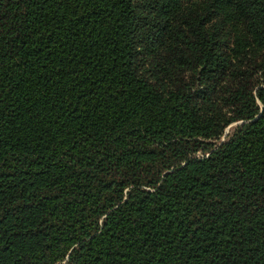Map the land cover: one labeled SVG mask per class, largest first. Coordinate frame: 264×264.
<instances>
[{"label": "trees", "instance_id": "obj_1", "mask_svg": "<svg viewBox=\"0 0 264 264\" xmlns=\"http://www.w3.org/2000/svg\"><path fill=\"white\" fill-rule=\"evenodd\" d=\"M0 264H264V0H0Z\"/></svg>", "mask_w": 264, "mask_h": 264}, {"label": "rangeland", "instance_id": "obj_2", "mask_svg": "<svg viewBox=\"0 0 264 264\" xmlns=\"http://www.w3.org/2000/svg\"><path fill=\"white\" fill-rule=\"evenodd\" d=\"M237 122H240V121H234V122H232L231 124H235V123H237ZM228 129H229V126H227V127L225 128V131L228 130Z\"/></svg>", "mask_w": 264, "mask_h": 264}, {"label": "water", "instance_id": "obj_3", "mask_svg": "<svg viewBox=\"0 0 264 264\" xmlns=\"http://www.w3.org/2000/svg\"><path fill=\"white\" fill-rule=\"evenodd\" d=\"M227 131V130H226Z\"/></svg>", "mask_w": 264, "mask_h": 264}]
</instances>
